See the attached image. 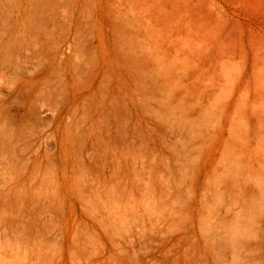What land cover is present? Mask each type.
I'll use <instances>...</instances> for the list:
<instances>
[{"label": "rangeland", "instance_id": "1", "mask_svg": "<svg viewBox=\"0 0 264 264\" xmlns=\"http://www.w3.org/2000/svg\"><path fill=\"white\" fill-rule=\"evenodd\" d=\"M0 264H264V0H0Z\"/></svg>", "mask_w": 264, "mask_h": 264}]
</instances>
